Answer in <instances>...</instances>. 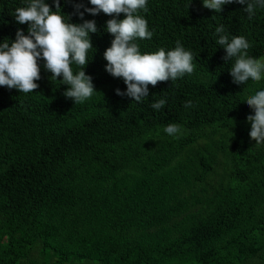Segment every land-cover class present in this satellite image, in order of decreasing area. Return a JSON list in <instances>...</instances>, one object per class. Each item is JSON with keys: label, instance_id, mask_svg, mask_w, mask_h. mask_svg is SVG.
<instances>
[{"label": "trees", "instance_id": "1", "mask_svg": "<svg viewBox=\"0 0 264 264\" xmlns=\"http://www.w3.org/2000/svg\"><path fill=\"white\" fill-rule=\"evenodd\" d=\"M24 2L0 0V41H13L18 28L27 34L28 22L13 17ZM59 4L74 24L82 23L74 5L92 7ZM187 4L148 0L140 13L153 31L136 41L141 53L179 40L195 65L149 85L141 103L115 95L126 86L104 70L112 36L102 12L83 17L97 27L83 69L97 91L89 100L65 98L67 86L49 80L42 60L33 93L0 86V264H264V144L249 138L243 102L264 77L232 83V62L213 36L224 24L250 43L249 56L264 59V9L249 20L239 4L220 13ZM161 97L165 107L154 112ZM186 100L194 106L185 109ZM168 123L183 134L168 137Z\"/></svg>", "mask_w": 264, "mask_h": 264}, {"label": "clouds", "instance_id": "2", "mask_svg": "<svg viewBox=\"0 0 264 264\" xmlns=\"http://www.w3.org/2000/svg\"><path fill=\"white\" fill-rule=\"evenodd\" d=\"M190 2L188 0V4ZM87 3L92 7L74 5L76 15L82 20L78 24L69 23L68 17L61 14L59 0H52L55 11H50L45 0H25L24 6L16 7L13 17L19 24L28 22L27 34L18 28L13 41L7 38L0 41V86L19 93H33L38 87L34 81L40 79L37 62L42 60L43 69L51 73L49 80L57 81L59 76L60 84L67 86L62 93L65 98H71L73 104L89 100L97 91L91 76L83 69L91 59L90 50H94L89 34L96 33L97 27L94 20L83 19L85 13L95 16L102 12L111 16L104 25L105 31L112 36L102 54L106 61L104 70L112 77L121 78L126 86L123 91L115 89V95L141 103L149 96V85L175 81L193 73L194 56L179 40L170 49L161 47L141 53L136 41L150 40L153 36L147 20L140 14L147 12L148 0H87ZM233 3L244 6L243 12L249 20L257 8L264 9V0H201L202 7L215 13ZM120 14H123L122 19L117 18ZM213 36L215 44L224 50V62H232L228 69L232 83L245 85L249 81H261L264 59L249 56L250 43L244 36H230L224 24L214 27ZM73 66L78 70L74 71ZM243 102L252 111L245 118L250 125L248 136L255 144H264V88ZM165 104L166 98L161 97L149 107L158 112ZM193 106L191 100L183 103L185 109ZM162 131L172 138L183 134L182 126L176 123H168Z\"/></svg>", "mask_w": 264, "mask_h": 264}]
</instances>
